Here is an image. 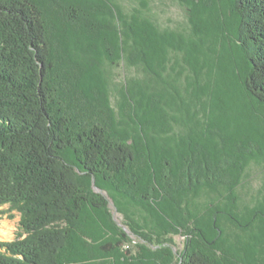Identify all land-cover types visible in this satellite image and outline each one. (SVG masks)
Returning a JSON list of instances; mask_svg holds the SVG:
<instances>
[{
	"label": "trees",
	"instance_id": "1",
	"mask_svg": "<svg viewBox=\"0 0 264 264\" xmlns=\"http://www.w3.org/2000/svg\"><path fill=\"white\" fill-rule=\"evenodd\" d=\"M187 1L198 41L113 0H0V206L19 215L14 239L0 241V264H106L104 255L128 237L93 185L110 192L139 240L123 264H259L264 0L229 3L240 81L215 52L225 27L220 0ZM98 49L152 76L165 70L170 51H183L187 68L201 73L188 81L194 98L171 93L169 101L150 80L128 78L122 102L133 135L117 131L98 113L104 102L91 94L88 60L77 59ZM91 214L115 235L85 240Z\"/></svg>",
	"mask_w": 264,
	"mask_h": 264
},
{
	"label": "rangeland",
	"instance_id": "2",
	"mask_svg": "<svg viewBox=\"0 0 264 264\" xmlns=\"http://www.w3.org/2000/svg\"><path fill=\"white\" fill-rule=\"evenodd\" d=\"M113 1L124 11L130 10L131 7L145 11L152 22L161 30L181 33L187 41L199 40V36L195 38L193 25L190 21L194 6L187 0ZM229 3L230 0H220L218 4L220 5V12L222 13L224 22L223 26L225 27L219 34L220 36L216 38L220 45L215 46V52L219 54V59L222 58L220 61H222L226 72H228L236 81H240L243 75V64L235 45L238 36V18L232 14ZM204 43L208 44V41ZM204 47L206 48V45ZM81 56L77 58L80 62L83 63L85 59L88 60V63L84 66L90 68L88 73L90 76V83L88 84L91 86V94L96 98V101L104 102V106L101 104L98 113H100L101 118L105 119L110 126L119 132L125 134L128 133L129 136H132L133 133L129 126V116H127L126 110L123 109L122 102L123 84L126 79L135 78L143 81L150 80L155 90L165 93L166 96L170 98L169 101L174 99L171 93L175 96L178 94L183 97L184 100L190 101V99L194 97L193 94L188 93V81H193L192 77H194V75L195 77H201V73L200 71H197V68L193 69L194 71H192L191 68H187L185 54L180 50L170 51L168 53L169 59L167 58L169 61L164 67L165 70H162L160 75L154 76L144 72L142 66L131 64L127 58L113 57L101 49H98L94 54H91L89 58H86L87 55ZM84 73L86 72L84 71ZM176 101L178 102L179 99ZM246 101L249 102L248 99ZM177 102L175 104L173 103L171 106L176 108ZM251 103L253 102H249V104ZM257 170L258 168L254 165L250 168V171H252L251 182L253 181V183L256 184L255 188H259L262 182L259 175H255L257 174ZM93 189L95 192L101 193L108 199V208L112 213L113 220L125 231L128 237L120 241L116 251L104 255L106 264H123L124 261H131V257L136 254L138 249L136 246V244L139 243L137 236L132 233L125 223L127 222L126 217L124 213L119 211L115 206L116 200L110 192L94 185ZM249 200H251V196L246 195L244 201L247 202ZM128 207L123 206L126 214L128 216L130 215L139 218L136 208ZM18 219V213L14 210L8 211L7 204L0 206V241L14 239L18 228ZM86 222L88 224V232L85 240L89 243L93 242L92 239L95 238H98L95 240V242H98L115 235L114 230L107 225L105 220L102 218L97 219L94 214H91ZM235 232L236 230L234 228L230 229V236H233ZM173 240L175 241V248L180 250L183 247L184 237L179 234L173 235ZM262 244L264 248V242ZM256 256V261H258L259 264H264V250L260 251ZM99 260L101 259L94 258V260L91 259L89 262H104Z\"/></svg>",
	"mask_w": 264,
	"mask_h": 264
}]
</instances>
